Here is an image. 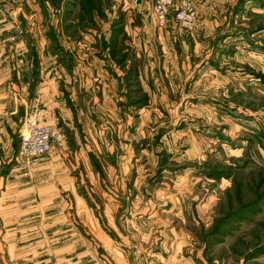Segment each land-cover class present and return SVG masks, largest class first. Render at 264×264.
Instances as JSON below:
<instances>
[{"label": "rangeland", "instance_id": "obj_1", "mask_svg": "<svg viewBox=\"0 0 264 264\" xmlns=\"http://www.w3.org/2000/svg\"><path fill=\"white\" fill-rule=\"evenodd\" d=\"M189 1L196 23L205 28L194 32L173 20L180 34L191 37L194 32L196 38L193 47L172 40L186 63L164 61L168 54L155 37L142 48L144 57L140 55L148 71L162 73L163 81L170 82L173 93L160 95L154 88L149 108L131 111V124L141 120L132 129L131 156L123 158L126 151L118 149L100 163L116 174H98L105 192L121 205L115 218L142 220L132 223L142 226L141 232L137 238L115 235L104 214L109 210L99 202L94 215L109 237L98 240L99 246L120 252L129 248L131 264H177L179 259L191 264H264V0ZM137 4L150 12L153 7L152 0H0V46L17 38L40 40L32 25L69 17L106 21V9L114 13V21L129 22L127 31L134 38L137 30L131 26L139 23V15L132 9ZM57 32L52 27L48 31L54 34V51L59 47ZM141 136L139 147L135 140ZM13 147L17 153L18 146ZM17 158L19 162L6 166L24 169V161ZM159 251L163 253L154 254ZM99 257L106 263L111 259L105 251Z\"/></svg>", "mask_w": 264, "mask_h": 264}, {"label": "crops", "instance_id": "obj_2", "mask_svg": "<svg viewBox=\"0 0 264 264\" xmlns=\"http://www.w3.org/2000/svg\"><path fill=\"white\" fill-rule=\"evenodd\" d=\"M151 9L141 4L132 9L139 15V23L131 26L137 30L134 38L127 31L129 22L114 21V13L106 9V21H69V17L66 22L32 25L40 40L17 38L0 46V264H131L129 248L120 252L110 245L99 246L98 240L109 238L94 215L99 202L106 204V221L118 237L129 233L137 238L142 227L132 224L142 220L115 218L121 205L105 192L109 191L99 175L116 174L107 163H100L118 149L129 158L134 149L132 129L141 126L140 118L131 124V111L149 108L154 88L160 95L174 91L162 73L148 71L146 59L140 57L142 48L155 37L168 54L164 61L186 63L172 40L193 47V33L205 28L197 21L191 37L180 34L171 18L159 26ZM51 27L58 31L57 51L50 47ZM27 108L40 112L41 123L58 126L63 139L52 143L47 159L35 167L6 166L20 160L13 146H18ZM143 137L135 140L139 147ZM125 186L131 189L129 182ZM101 251L111 256L107 263L100 260ZM177 264L191 263L179 259Z\"/></svg>", "mask_w": 264, "mask_h": 264}, {"label": "built area", "instance_id": "obj_3", "mask_svg": "<svg viewBox=\"0 0 264 264\" xmlns=\"http://www.w3.org/2000/svg\"><path fill=\"white\" fill-rule=\"evenodd\" d=\"M153 13L159 26H165L173 19L181 28L192 30L195 27L197 13L189 0H152ZM62 139V131L56 125L40 122V112L25 114L22 130L19 134L17 155L30 168L43 161L53 142Z\"/></svg>", "mask_w": 264, "mask_h": 264}]
</instances>
